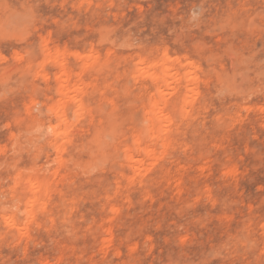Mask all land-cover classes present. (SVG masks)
Segmentation results:
<instances>
[{"label": "rangeland", "instance_id": "obj_1", "mask_svg": "<svg viewBox=\"0 0 264 264\" xmlns=\"http://www.w3.org/2000/svg\"><path fill=\"white\" fill-rule=\"evenodd\" d=\"M52 52L84 107L59 152ZM164 54L170 143L129 160ZM18 176L47 182L30 221ZM0 264H264V0H0Z\"/></svg>", "mask_w": 264, "mask_h": 264}, {"label": "bare ground", "instance_id": "obj_2", "mask_svg": "<svg viewBox=\"0 0 264 264\" xmlns=\"http://www.w3.org/2000/svg\"><path fill=\"white\" fill-rule=\"evenodd\" d=\"M52 53H53V55L49 54L45 57L46 59L43 60V63H44V61L45 62H52L59 68V70L56 69L58 71H55L58 73H56V74L54 73V76L56 75L54 77V78H56L55 84L57 83V87L55 89V92H56V95L58 96V99L54 104H52L49 107V109L53 115V120L51 122H49V124H48V130L50 131L49 133L52 136L53 145H54L56 151L59 152L60 151V145L58 143L59 140H65L67 138V131H68L69 126H68L66 112H67L70 104H72L74 107V108L73 107L72 108L74 109L73 114L75 117L79 116L80 113L84 111V107H83V104H82L81 99L79 97L81 81L72 82V76L73 75H72L71 71L68 68H66V66L64 65V60H62L63 56H59L60 54L58 55V53H54V52H52ZM89 54H88V56H86L84 58H82V57L80 58L79 56L77 58H79L80 60L81 59L85 60V62H86L85 65H88L89 64L88 62L92 60V56ZM92 55L94 58L95 55L94 54H92ZM162 57L163 58L162 59L160 58L161 60H158V62L157 61L156 62H148L144 59L138 58V60H136L137 63H135L136 67H137L136 68L137 73L135 72L136 74L141 72L143 74V76L145 75L146 77H149V79H153L156 81L158 80L160 82V85L158 87L155 86V87H157L156 93L158 95H160V97H158L157 100L153 99L152 101L151 100L149 101L150 102L148 104L149 108L145 113L146 114V124L144 125L142 132L136 135L135 139L133 140V144H132L131 148L124 150L125 156L129 160L132 159L134 153L141 152L142 150L144 152V155H146L145 157H148V158L155 155L157 152L164 153V152H166L168 145L170 143L168 136L165 134V131H166V127H169L171 125L172 117L169 114L164 113L165 112L164 107L166 106L167 101L165 102V100H164L165 98L163 99L162 93H163L164 89H170V85L173 82H177L179 80H176L175 77L171 76L172 74L170 75V73L172 72V71H169V70H171V66H170V63H171L170 59L171 58L165 54ZM173 62H174V60H173ZM173 64H171V65H173ZM83 65H84V63H83ZM142 74H141V76H142ZM79 75L80 74H78L77 76L79 77ZM139 76H140V74H139ZM178 76H176V77H178ZM187 76H188V74H184L185 80L187 79L186 78ZM193 80H195V78H193ZM193 80L190 79V80H187L185 82L186 87H184V89H185V90H183L184 93L182 92L183 98L181 100H179L181 107H185L188 104V102H187L188 96H189V93H191V89L188 88V86L193 82ZM190 103H191V101H190ZM149 139L150 140L154 139L156 141H159L160 145L159 146L157 145L156 148H147V149L145 148L144 149L143 148V141L149 140ZM58 156H59V154H58ZM55 157H57V156L55 155ZM57 161L58 160H56V162ZM136 161L138 162V159ZM136 161L134 159V162H136ZM139 162L136 163V165L133 164V165H135V167H134L135 172H138V174H139L140 169H143V166ZM132 167L133 166H131V168ZM134 169H132L133 172H134ZM23 181H25V183L28 186V192H27V195L25 197V202H24L25 219L27 221H30L34 218L35 212L37 210H40L43 208L44 199H45L46 193H47V187H46L47 182L43 179L38 180L35 177H29L25 180H23L20 176L15 178V184H19ZM15 217H16V215L15 216L12 215L8 218L9 222L6 221L7 223H9V226L14 228V229L17 228L16 227L17 221H16Z\"/></svg>", "mask_w": 264, "mask_h": 264}]
</instances>
